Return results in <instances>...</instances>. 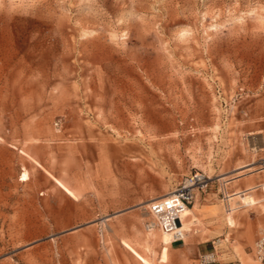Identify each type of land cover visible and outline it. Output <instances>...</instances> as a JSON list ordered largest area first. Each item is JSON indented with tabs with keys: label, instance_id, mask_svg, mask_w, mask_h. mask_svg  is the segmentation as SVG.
I'll return each mask as SVG.
<instances>
[{
	"label": "rangeland",
	"instance_id": "374dc122",
	"mask_svg": "<svg viewBox=\"0 0 264 264\" xmlns=\"http://www.w3.org/2000/svg\"><path fill=\"white\" fill-rule=\"evenodd\" d=\"M195 173L171 242L149 202ZM262 235L264 0H0V264H262Z\"/></svg>",
	"mask_w": 264,
	"mask_h": 264
},
{
	"label": "built area",
	"instance_id": "2783aa9c",
	"mask_svg": "<svg viewBox=\"0 0 264 264\" xmlns=\"http://www.w3.org/2000/svg\"><path fill=\"white\" fill-rule=\"evenodd\" d=\"M209 179L200 173L184 182L176 191L164 197H158L149 202L148 211L157 226L164 233H173L174 238L171 242L181 240L179 228L182 227L188 207H190L194 198V189H205L208 186ZM188 187H187V186ZM254 253L257 259L264 264V235L257 238L254 246ZM201 264H210L216 259L213 253L200 256Z\"/></svg>",
	"mask_w": 264,
	"mask_h": 264
},
{
	"label": "crops",
	"instance_id": "0c3cea01",
	"mask_svg": "<svg viewBox=\"0 0 264 264\" xmlns=\"http://www.w3.org/2000/svg\"><path fill=\"white\" fill-rule=\"evenodd\" d=\"M243 167H245V166H241L240 168L236 169L234 172H235V173H240V172H242V171H245L246 169H244ZM222 178H223V177H222ZM190 211H191V209L188 207L186 213L189 214ZM172 246H173V243H172Z\"/></svg>",
	"mask_w": 264,
	"mask_h": 264
},
{
	"label": "bare ground",
	"instance_id": "6f19581e",
	"mask_svg": "<svg viewBox=\"0 0 264 264\" xmlns=\"http://www.w3.org/2000/svg\"><path fill=\"white\" fill-rule=\"evenodd\" d=\"M186 186H187V185H186ZM187 187H188V186H187ZM175 191H176V190H173L170 194L174 193ZM170 194H169V195H170Z\"/></svg>",
	"mask_w": 264,
	"mask_h": 264
},
{
	"label": "snow or ice",
	"instance_id": "6c2138e0",
	"mask_svg": "<svg viewBox=\"0 0 264 264\" xmlns=\"http://www.w3.org/2000/svg\"><path fill=\"white\" fill-rule=\"evenodd\" d=\"M22 179H27V177H26V176H24V177H22Z\"/></svg>",
	"mask_w": 264,
	"mask_h": 264
}]
</instances>
